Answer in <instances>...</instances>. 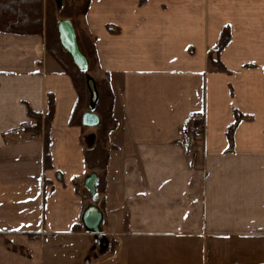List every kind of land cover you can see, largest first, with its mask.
<instances>
[{
  "label": "crops",
  "instance_id": "0c3cea01",
  "mask_svg": "<svg viewBox=\"0 0 264 264\" xmlns=\"http://www.w3.org/2000/svg\"><path fill=\"white\" fill-rule=\"evenodd\" d=\"M85 24L114 97L101 210L114 251L130 264H170L176 250L193 264H264V0H91ZM49 99L45 153L43 131L25 129ZM76 102L43 36L0 32V264H50L73 235L86 171Z\"/></svg>",
  "mask_w": 264,
  "mask_h": 264
},
{
  "label": "trees",
  "instance_id": "16d2710c",
  "mask_svg": "<svg viewBox=\"0 0 264 264\" xmlns=\"http://www.w3.org/2000/svg\"><path fill=\"white\" fill-rule=\"evenodd\" d=\"M91 0H65L61 10L57 11L53 0H0V32L21 36H43L46 52L56 61L62 72L67 75L76 91L77 102L73 110L70 126L79 127L81 131L85 129L81 126L79 110H83L88 105L89 96L86 90V71L92 70V65L97 66V56L94 42L82 37L76 32L77 19L87 14ZM146 0H139L143 5ZM81 3V4H80ZM60 20H69L74 27L76 41L80 51L86 58L87 69L81 72L73 63L70 55L63 49L59 42L57 24ZM94 40V39H93ZM230 33L223 29L214 54H218L229 42ZM209 56L211 66L224 71V67L217 60ZM98 91V103L95 113L99 118V125L95 128V143L90 148L84 150L83 161L89 170L98 171L96 193L100 198V209L104 211L103 196L106 191V176L109 164V151L106 148L109 134L116 128V120L113 116L114 97L112 90L106 80H96ZM28 116L35 121L32 126L25 129L30 135H38L43 131L45 153L49 146V133L54 116V105L51 99L48 100L47 113L43 117L28 111ZM41 121L43 122L41 124ZM45 167H49V158L45 156ZM72 227V231H74ZM115 247L111 245V248ZM14 249V248H13Z\"/></svg>",
  "mask_w": 264,
  "mask_h": 264
},
{
  "label": "rangeland",
  "instance_id": "374dc122",
  "mask_svg": "<svg viewBox=\"0 0 264 264\" xmlns=\"http://www.w3.org/2000/svg\"><path fill=\"white\" fill-rule=\"evenodd\" d=\"M47 0H43L44 3H46ZM65 0H53L54 6L57 11L61 10L63 7ZM81 4V3H80ZM60 7V8H59ZM85 17H79L77 19V25H76V32L82 37L84 35L85 38H88L90 42H94L92 36L88 33L86 24H85ZM92 70L86 71V77L89 76L96 81V70L97 66H91ZM86 77H85V82H86ZM100 81V80H98ZM89 103V100H88ZM80 112L78 113L81 117L84 113L89 111L88 105L85 106L83 110H79ZM81 145L83 146V149L86 150L90 148L91 146L94 145L95 143V134H96V129H90V128H85L81 131ZM93 140V141H92ZM88 142V144H87ZM106 148L108 151L111 149V145L109 144V140L106 144ZM83 150V152H84ZM84 163V161H83ZM85 166V164H84ZM86 171L85 173L79 177L78 181H74V190L76 195L80 198L81 202V211L80 215L75 220V223L73 225L74 231L73 235L71 237L67 238H59L56 241V251L55 252H46V256H49V259H46L45 261H48L50 264H130V259L128 258V252L127 251H114V248H111V245H114V236H112L107 229L102 228V234L106 237L109 247L104 252H101L99 247L95 244L93 235L87 233L81 223V216L84 211V209L88 205H95L100 208V198L102 196H98L96 193V196L98 197L97 201H94L92 197L90 196L88 190L84 187V181L90 176V174L95 173L96 176L98 174V171L96 170H89L85 167ZM96 191V189H95ZM101 210V209H100ZM106 223V220L104 218L103 224ZM102 224V226H103ZM65 242L63 247H59L58 241ZM175 248L170 246L168 251L172 255L173 250ZM167 251V252H168ZM178 253L180 254L181 258H178ZM146 253L145 252H140L139 253V258L142 260L145 259ZM193 253L191 251H178L176 250V254L173 258L170 260V264H193L195 263L192 260Z\"/></svg>",
  "mask_w": 264,
  "mask_h": 264
},
{
  "label": "water",
  "instance_id": "95a60500",
  "mask_svg": "<svg viewBox=\"0 0 264 264\" xmlns=\"http://www.w3.org/2000/svg\"><path fill=\"white\" fill-rule=\"evenodd\" d=\"M57 32L61 46L70 55L74 65L81 72H85L87 69V61L79 49L75 30L71 22L69 20H60L57 24ZM85 85L89 96V111L82 115L81 126L94 129L99 125V118L95 113L98 103V91L94 79L89 76L86 77ZM96 184L97 176L95 173L90 174L84 181V187L88 190L94 201L98 200L95 191ZM81 223L84 230L93 235L95 244L99 247L100 251L104 252L108 247V241L102 234L103 214L100 208L95 205H88L82 213Z\"/></svg>",
  "mask_w": 264,
  "mask_h": 264
},
{
  "label": "built area",
  "instance_id": "2783aa9c",
  "mask_svg": "<svg viewBox=\"0 0 264 264\" xmlns=\"http://www.w3.org/2000/svg\"><path fill=\"white\" fill-rule=\"evenodd\" d=\"M190 132H191L193 139L201 140L203 137V133H204V127L201 123H196L190 127ZM13 134L15 137H17V139L19 140L23 139V135L19 129L15 130Z\"/></svg>",
  "mask_w": 264,
  "mask_h": 264
}]
</instances>
